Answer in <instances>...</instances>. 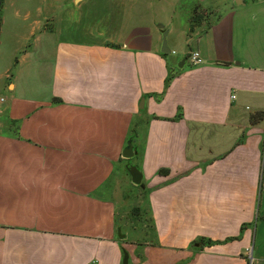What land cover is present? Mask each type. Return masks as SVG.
I'll list each match as a JSON object with an SVG mask.
<instances>
[{"label": "crops", "instance_id": "crops-1", "mask_svg": "<svg viewBox=\"0 0 264 264\" xmlns=\"http://www.w3.org/2000/svg\"><path fill=\"white\" fill-rule=\"evenodd\" d=\"M64 2L4 0L0 264H123L124 252L128 264H264V117L251 121L264 113V0H158L142 9L153 24L79 33L67 25L83 0ZM163 32L184 45L180 68ZM131 167L152 223L140 243L120 237Z\"/></svg>", "mask_w": 264, "mask_h": 264}, {"label": "rangeland", "instance_id": "rangeland-1", "mask_svg": "<svg viewBox=\"0 0 264 264\" xmlns=\"http://www.w3.org/2000/svg\"><path fill=\"white\" fill-rule=\"evenodd\" d=\"M71 0H65V7H74ZM158 0H83L81 7H84L83 12H77L71 25H67L68 31L74 33L85 30V28L95 29L97 26H101V31H117L126 30L135 23L145 22L153 24V20L156 17V12L143 11V7H156ZM161 5V4H160ZM158 5L157 7H160ZM90 7L95 9L90 11ZM120 7V8H119ZM121 7H135L139 8L140 11H123ZM144 13V18L141 16ZM201 12L198 11V15ZM143 16V15H142ZM82 21V22H81ZM62 33L64 30L63 23H61ZM86 38V37H85ZM167 46L173 55V59H177V54L180 47H172L171 43L166 38ZM162 49V46H161ZM181 54V53H180ZM179 57V56H178ZM185 57L180 56L176 67L180 68V61L184 60ZM263 168H264V150H263ZM133 189H126L128 193V199L126 201L125 211H120L121 221L123 222L124 228L121 230V235L127 237L129 241H136L138 243L143 242L146 239L152 238V223L149 217L146 207V190L141 185L132 186ZM264 199V181L261 183L260 196L258 201V219L256 221V232L260 235L264 228V206H262ZM263 234V233H262ZM254 255L249 257V262L254 264Z\"/></svg>", "mask_w": 264, "mask_h": 264}, {"label": "water", "instance_id": "water-1", "mask_svg": "<svg viewBox=\"0 0 264 264\" xmlns=\"http://www.w3.org/2000/svg\"><path fill=\"white\" fill-rule=\"evenodd\" d=\"M159 27L162 28L161 25H159ZM166 36H167V33L163 32V43H162L161 52L163 54H170L171 50L167 46ZM181 66H182V63H181ZM133 155H134V152H133V149H132V141L130 140V141H128V144H127V147H126V149H125V151L123 153V156L125 158H130ZM129 174L131 175L132 181H133V183L135 185H140L141 184L143 175L137 168H135V167L129 168ZM120 237L124 238L125 236L120 234ZM128 260H129L128 253L124 252L123 264H128Z\"/></svg>", "mask_w": 264, "mask_h": 264}, {"label": "trees", "instance_id": "trees-1", "mask_svg": "<svg viewBox=\"0 0 264 264\" xmlns=\"http://www.w3.org/2000/svg\"><path fill=\"white\" fill-rule=\"evenodd\" d=\"M3 6H4V0H0V34H1V27H2V18H1V13H2V10H3ZM198 7H196L193 11V14H192V18H191V21H192V29L194 28L195 25H197L198 23V19L200 18V15H198ZM174 78V75L171 74L168 79H167V84L166 85H169V83L171 82V80ZM264 117V113L263 112H260V113H256L255 115H253L251 117V121H252V124H254L256 121H259V120H262ZM160 173H168V170H162L160 171ZM142 185V184H141ZM249 264H251L249 261H248Z\"/></svg>", "mask_w": 264, "mask_h": 264}, {"label": "built area", "instance_id": "built-area-1", "mask_svg": "<svg viewBox=\"0 0 264 264\" xmlns=\"http://www.w3.org/2000/svg\"><path fill=\"white\" fill-rule=\"evenodd\" d=\"M175 52H173L174 54ZM188 60L192 67H198L203 64V59L198 51H191L188 55ZM6 103V98L3 96H0V104Z\"/></svg>", "mask_w": 264, "mask_h": 264}]
</instances>
